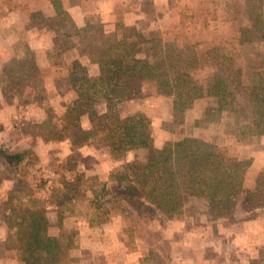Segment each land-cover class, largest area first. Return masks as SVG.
<instances>
[{
    "label": "rangeland",
    "instance_id": "obj_1",
    "mask_svg": "<svg viewBox=\"0 0 264 264\" xmlns=\"http://www.w3.org/2000/svg\"><path fill=\"white\" fill-rule=\"evenodd\" d=\"M78 1L62 0V4L65 8ZM90 2L91 13L85 26L101 24L107 34L121 37L122 29L116 28L126 23L125 27H134L146 39L160 38L158 55L163 58L169 55L167 44L182 49L184 54V47L193 45L202 66L197 70L200 80L216 69L211 65L213 47L218 48L219 55H230L237 63L253 57L255 51L264 54V42L251 50L237 46L238 29L251 18L245 5L248 2L258 6L255 11L262 13L264 21V0ZM30 4L37 2L31 0ZM16 8L17 0H0V71L4 64L21 57L16 44L22 46L21 53L23 45L29 48L27 43L35 36L38 43L45 44L37 47L36 52L40 61L47 59L49 66L40 68L48 69L49 74L40 91L26 90L22 96H4L0 88V146L8 152L30 155L25 160L30 161L29 165L23 170L25 190L15 182L18 171L15 173L0 164V264H20L18 223L42 230L41 217L37 215L41 212H44L41 221L45 222L46 235L57 236L59 222L65 229L76 232L70 249L71 264H264V205L248 203L244 193L236 197L233 210L220 217L211 210L208 199L194 196L185 199L171 216L150 213L147 210L150 206L144 202L125 200L120 204L129 210L128 218L113 214L107 223L89 226L88 220L96 222L97 214L93 210L95 205L89 207L93 198L91 189L97 190L98 195L105 193L101 200L111 201L109 192L121 180V166L143 163L150 146L161 148L167 142L186 137L217 145L229 157L248 162L244 184L252 190L256 175L264 173V134H240L236 115L216 112L214 97L194 100L183 113V122H173L174 97L150 82L153 59L151 44L145 43L136 55L140 64L135 86L140 84L141 96L114 106L123 117L142 113L148 125L130 134L120 150L102 143L82 146L85 150L80 152L82 147L68 139L73 132H62L60 120L78 98L68 77L71 55L64 56L65 51H59L61 37L49 32L50 25L31 36L24 32L30 20L17 17ZM98 77H89L93 101L76 121L84 130L93 127L97 130L98 117L108 111L109 90ZM45 121L41 128L36 127ZM50 128L53 131L49 133ZM102 183L106 186L101 190ZM249 225L252 231L247 230Z\"/></svg>",
    "mask_w": 264,
    "mask_h": 264
},
{
    "label": "trees",
    "instance_id": "obj_2",
    "mask_svg": "<svg viewBox=\"0 0 264 264\" xmlns=\"http://www.w3.org/2000/svg\"><path fill=\"white\" fill-rule=\"evenodd\" d=\"M49 1L54 14L45 19L40 12H33L29 15L30 26L41 28L50 25L61 37L59 51L75 49L79 55L88 56L91 63L98 66V79H102L109 90L106 98L108 111L98 117V129H82L76 121L93 101L90 78L78 60L70 63L68 77L78 98L60 120L62 132H73L68 136L73 145L92 147L105 143L120 150L130 134L148 125L142 113L123 117L117 114L114 106L141 96L140 84L135 86L140 64L136 55L145 43L151 44L153 59L149 68L150 82L168 90L174 97L173 122H183V113L191 108L194 100L214 97L216 112L236 115L240 134H264V54L255 51L253 57L237 63L230 55H219L218 48L213 47L210 53L214 54V63L211 65L216 69L200 80L197 70L202 66L193 45L185 46L184 54L182 49L167 44L169 55L164 59L158 55L160 38L146 39L134 27L122 25L116 28L122 29L121 37L116 33L107 34L101 24L77 28L62 0ZM248 2L245 11L251 18L247 25L238 29L237 46L251 50L264 42V21L262 13L255 11L258 6ZM16 45L17 54L21 57L13 58L0 71V88L4 96H22L26 90L40 91L44 78L49 74L48 69L38 66L34 53L26 45H23L21 53L19 47L22 46L20 43ZM45 123L47 121L36 127L41 128ZM141 145H145L144 142ZM29 156L28 152H8L0 146V164L15 173L18 171L15 182L22 190L26 189L23 170L29 165L30 161L25 162ZM248 165V162L229 157L217 145L194 137L167 142L161 148L150 146L143 163L120 167L121 180L109 192L111 201L101 200L105 193L98 195L97 190L91 189L93 198L89 207L95 205L93 210L97 214L96 222L88 220L89 226L107 223L113 214L128 218L129 210L120 204L125 200L144 202L150 206L147 207L150 213L156 211L166 216H171L185 199L193 196L208 199L216 217L232 211L236 197L242 193L246 194L248 203L255 201L264 205V173L256 175L253 188L249 190L244 184ZM105 186L106 183L100 184L101 190ZM42 213L37 215L43 221ZM41 220L44 229L46 225ZM18 229L20 264H71L70 249L75 243L76 232L65 229L61 222L57 236L46 235L45 229L29 228L22 223H18ZM37 249L42 252H37Z\"/></svg>",
    "mask_w": 264,
    "mask_h": 264
},
{
    "label": "crops",
    "instance_id": "obj_3",
    "mask_svg": "<svg viewBox=\"0 0 264 264\" xmlns=\"http://www.w3.org/2000/svg\"><path fill=\"white\" fill-rule=\"evenodd\" d=\"M31 0H25V2L22 4V2H20L19 0H17V8L15 9V11H17V17L22 16V17H27L29 20V15L33 12H40L44 18H48L51 17L54 12H53V7L50 3L49 0H33L35 2H37V4L35 5H31L30 4ZM29 2V5H28ZM40 2V3H39ZM91 2L90 0H80L78 2H75L74 4H71L69 6H65V9L67 11V13L69 14V16L72 18L73 22L75 23L77 28H82L85 26V22L87 20V17L90 15L91 11H90V7H91ZM104 13V12H102ZM103 15V14H102ZM27 24V23H26ZM133 24V23H132ZM130 25V24H128ZM124 26H127V24L125 23ZM50 26H46L44 28H35L33 26H30V23H28V25H25V27L23 28L24 32H27L28 35H32V34H37V33H41L43 32V30H47V28ZM104 28V27H103ZM51 31V34L54 35V37H57L58 35L53 31V29L49 28V32ZM39 36V35H38ZM34 40H35V36ZM19 39H17L18 42ZM29 40L27 45L29 46V48L31 50H33L36 54V61L38 66L40 67H45V66H49L47 59H43L41 61H43V63L40 61V59L37 58V47H44L45 44L40 42L38 43L36 40ZM27 41V39H26ZM59 44V43H58ZM44 45V46H43ZM59 45H57L58 47ZM64 53V56H70L71 58L69 59V61H74V60H78V62L86 68L87 70V75L89 77H97L99 75V69L98 66L96 64L91 63V61L86 57V56H80L77 51L75 49H69ZM44 64V65H43ZM53 89H51L52 91ZM59 92V91H58ZM1 97V96H0ZM1 124V123H0ZM83 150H85V147H82L79 149L80 152H82ZM251 224V223H250ZM248 231H252L251 230V226L249 225V227L247 228ZM254 233L256 231H253ZM79 264H86V263H79ZM93 264V263H90ZM94 264H111V263H107V262H97Z\"/></svg>",
    "mask_w": 264,
    "mask_h": 264
}]
</instances>
